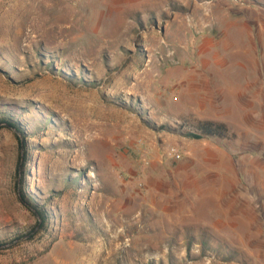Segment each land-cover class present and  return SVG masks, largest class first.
<instances>
[{"label": "rangeland", "instance_id": "374dc122", "mask_svg": "<svg viewBox=\"0 0 264 264\" xmlns=\"http://www.w3.org/2000/svg\"><path fill=\"white\" fill-rule=\"evenodd\" d=\"M65 1L0 0V264H264V0Z\"/></svg>", "mask_w": 264, "mask_h": 264}, {"label": "trees", "instance_id": "16d2710c", "mask_svg": "<svg viewBox=\"0 0 264 264\" xmlns=\"http://www.w3.org/2000/svg\"><path fill=\"white\" fill-rule=\"evenodd\" d=\"M2 123L4 125L14 127V123L10 122L9 120L0 121V124ZM188 127L189 130L187 136L192 138H215L220 140H228L234 137L233 134L229 131L227 125L222 122L196 119L193 120L192 125H189ZM20 199L23 201V196H20Z\"/></svg>", "mask_w": 264, "mask_h": 264}, {"label": "bare ground", "instance_id": "6f19581e", "mask_svg": "<svg viewBox=\"0 0 264 264\" xmlns=\"http://www.w3.org/2000/svg\"><path fill=\"white\" fill-rule=\"evenodd\" d=\"M65 1V0H64ZM66 2V1H65ZM70 2V1H69ZM76 4V3H75ZM51 5V4H50ZM39 6V5H38ZM37 6V7H38ZM40 6H42V5H40ZM55 5L53 4V5H51V6H46L45 7V10H46V12H48V11H51L52 10V8L54 7ZM44 7V6H43ZM72 7V6H71ZM44 10V9H43ZM19 11V10H18ZM54 11V10H53ZM71 11V10H70ZM77 11V10H76ZM44 12V11H43ZM49 13V12H48ZM71 13V12H70ZM69 10H65V13L62 15V16H60V17H58V20H65V19H67L68 18V16H69ZM17 12H16V10H14L13 12H10L9 14H8V16L7 17H9V18H11V19H15V16H17ZM72 14V13H71ZM41 16V15H40ZM48 18V17H47ZM47 18H43V19H41V21H42V23H39L38 21H36L34 18H31L32 20L30 21V23H29V26H30V28H32V30H36L37 28H43V27H45V25L47 24V21H48V19ZM56 18V17H55ZM50 19V18H49ZM37 20H38V18H37ZM72 21V20H71ZM11 23V22H10ZM72 24V23H71ZM74 27V26H73ZM54 28L55 27H50V28H48L47 29V32H51V33H53V31H54ZM60 28V27H59ZM60 29H62V30H64V28H60ZM46 30V29H45ZM55 32V31H54ZM60 32V31H59ZM58 35H60V33L58 34Z\"/></svg>", "mask_w": 264, "mask_h": 264}]
</instances>
